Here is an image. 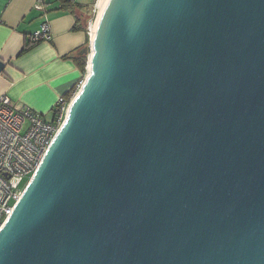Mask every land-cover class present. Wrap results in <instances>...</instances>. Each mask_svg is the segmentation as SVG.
Returning a JSON list of instances; mask_svg holds the SVG:
<instances>
[{
    "label": "water",
    "instance_id": "1",
    "mask_svg": "<svg viewBox=\"0 0 264 264\" xmlns=\"http://www.w3.org/2000/svg\"><path fill=\"white\" fill-rule=\"evenodd\" d=\"M95 28L0 264H264V0H109Z\"/></svg>",
    "mask_w": 264,
    "mask_h": 264
},
{
    "label": "crops",
    "instance_id": "2",
    "mask_svg": "<svg viewBox=\"0 0 264 264\" xmlns=\"http://www.w3.org/2000/svg\"><path fill=\"white\" fill-rule=\"evenodd\" d=\"M38 1L0 0V60L5 62L0 95L6 93L14 106H29L52 119L57 99L76 87L74 94L84 78L75 57L88 45L92 22L89 18L86 24L85 19L93 4L77 0L85 7L72 11L60 9L56 0H44V10H39ZM45 21L51 25L52 38L24 51Z\"/></svg>",
    "mask_w": 264,
    "mask_h": 264
},
{
    "label": "built area",
    "instance_id": "3",
    "mask_svg": "<svg viewBox=\"0 0 264 264\" xmlns=\"http://www.w3.org/2000/svg\"><path fill=\"white\" fill-rule=\"evenodd\" d=\"M35 8L44 10V0H39ZM51 38L48 21L30 37L36 43ZM72 97L57 99L50 120L29 106H14L8 94L0 95V227L10 216L63 124Z\"/></svg>",
    "mask_w": 264,
    "mask_h": 264
},
{
    "label": "trees",
    "instance_id": "4",
    "mask_svg": "<svg viewBox=\"0 0 264 264\" xmlns=\"http://www.w3.org/2000/svg\"><path fill=\"white\" fill-rule=\"evenodd\" d=\"M59 2V7L60 9H72V11L79 9L82 10L85 5H83L82 3L78 2L77 0H56ZM92 11V8H91ZM91 11H89V16H87V19H85V22L87 24V20L89 19L90 15H91ZM89 42V40H88ZM36 42H29L25 45L24 47V51L30 49ZM86 54H82V55H78L77 57H75V61L78 64L80 70L82 71L83 75H85L86 73ZM76 89V87H74L68 94H66L67 98H70V96H72L74 90Z\"/></svg>",
    "mask_w": 264,
    "mask_h": 264
},
{
    "label": "bare ground",
    "instance_id": "5",
    "mask_svg": "<svg viewBox=\"0 0 264 264\" xmlns=\"http://www.w3.org/2000/svg\"><path fill=\"white\" fill-rule=\"evenodd\" d=\"M109 0H98V3H97V14H96V17L95 19L93 20L92 24H91V35H92V38L94 39L95 35H96V23L101 15V13L103 12L104 8L106 7V5L108 4ZM92 63L91 61L89 62V73H92Z\"/></svg>",
    "mask_w": 264,
    "mask_h": 264
},
{
    "label": "rangeland",
    "instance_id": "6",
    "mask_svg": "<svg viewBox=\"0 0 264 264\" xmlns=\"http://www.w3.org/2000/svg\"><path fill=\"white\" fill-rule=\"evenodd\" d=\"M96 1H97V3H98V0H92L89 4L90 5H92V11H91V15H90V22H93V20L95 19V17H96V14H97V4H95L96 3ZM93 2H95V3H93ZM96 5V6H95ZM92 24V23H91ZM47 117L48 118H51L52 117V114H48L47 115ZM51 120V119H50ZM27 178L28 177H26L24 180H23V182L21 183V187L26 183V181H27Z\"/></svg>",
    "mask_w": 264,
    "mask_h": 264
}]
</instances>
